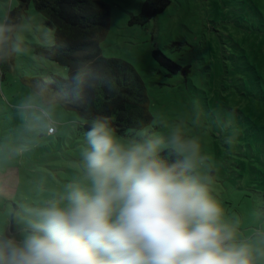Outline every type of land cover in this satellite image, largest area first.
Listing matches in <instances>:
<instances>
[{"label": "rangeland", "instance_id": "obj_1", "mask_svg": "<svg viewBox=\"0 0 264 264\" xmlns=\"http://www.w3.org/2000/svg\"><path fill=\"white\" fill-rule=\"evenodd\" d=\"M102 1L111 11L102 53L131 63L144 80L153 117L145 128L166 134L164 125H180L197 138L225 219L238 222L241 238L264 233V0H171L145 25L131 20L147 0ZM18 5L0 0V25ZM52 39L31 5L16 34L21 51L12 72L0 70V231L22 227L17 213L80 179L92 120L60 104L45 105L23 81L68 77L66 67L35 52ZM155 49L190 72L171 74L155 60ZM25 103L31 107L22 109ZM137 131L117 130L126 137Z\"/></svg>", "mask_w": 264, "mask_h": 264}, {"label": "clouds", "instance_id": "obj_2", "mask_svg": "<svg viewBox=\"0 0 264 264\" xmlns=\"http://www.w3.org/2000/svg\"><path fill=\"white\" fill-rule=\"evenodd\" d=\"M10 31L0 25V59ZM85 75L73 76L77 96ZM164 127L126 137L107 117L94 118L80 179L17 213L22 227L0 231V264H261L264 233L241 238L238 222L225 219L199 140L180 125Z\"/></svg>", "mask_w": 264, "mask_h": 264}, {"label": "trees", "instance_id": "obj_3", "mask_svg": "<svg viewBox=\"0 0 264 264\" xmlns=\"http://www.w3.org/2000/svg\"><path fill=\"white\" fill-rule=\"evenodd\" d=\"M31 5L44 17L53 33L49 46H40L36 54L68 69L66 78L58 75L50 81L40 77L24 78L25 84L42 102L47 106L60 104L87 121L107 117L118 131L148 126L153 117L144 80L131 63L105 57L102 53L101 43L111 25L110 6L102 0H19V5L9 12L4 23L11 30L8 33L11 40L9 54L0 59V70L12 72L16 59L12 44ZM170 5L171 0H147L131 23L145 25ZM153 55L171 74L190 72L189 67H182L159 49H155ZM80 69H84L86 75L77 96L73 92V76Z\"/></svg>", "mask_w": 264, "mask_h": 264}, {"label": "built area", "instance_id": "obj_4", "mask_svg": "<svg viewBox=\"0 0 264 264\" xmlns=\"http://www.w3.org/2000/svg\"><path fill=\"white\" fill-rule=\"evenodd\" d=\"M49 129H51V131H48L49 135H54L56 133V128L54 126H51Z\"/></svg>", "mask_w": 264, "mask_h": 264}]
</instances>
